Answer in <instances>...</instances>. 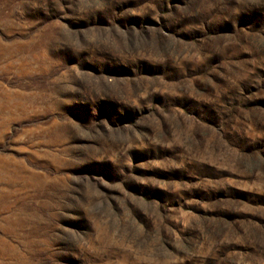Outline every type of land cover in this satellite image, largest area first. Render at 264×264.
<instances>
[{
  "label": "rangeland",
  "instance_id": "obj_1",
  "mask_svg": "<svg viewBox=\"0 0 264 264\" xmlns=\"http://www.w3.org/2000/svg\"><path fill=\"white\" fill-rule=\"evenodd\" d=\"M0 264H264V0H0Z\"/></svg>",
  "mask_w": 264,
  "mask_h": 264
}]
</instances>
